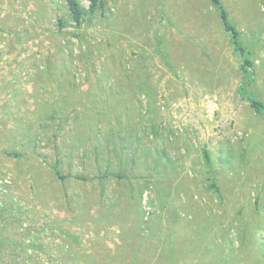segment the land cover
Segmentation results:
<instances>
[{"label":"rangeland","instance_id":"374dc122","mask_svg":"<svg viewBox=\"0 0 264 264\" xmlns=\"http://www.w3.org/2000/svg\"><path fill=\"white\" fill-rule=\"evenodd\" d=\"M77 1L0 0V264H264V0Z\"/></svg>","mask_w":264,"mask_h":264},{"label":"trees","instance_id":"16d2710c","mask_svg":"<svg viewBox=\"0 0 264 264\" xmlns=\"http://www.w3.org/2000/svg\"><path fill=\"white\" fill-rule=\"evenodd\" d=\"M95 1L96 0H92V4H95ZM211 2L218 9L221 21L224 25V28L230 33L231 42L234 45L235 50L240 51V54H242L243 49L240 46L239 39H238L239 33L235 29V27L230 24L226 10L222 6L220 0H211ZM67 3H68V7L72 15V18L74 19L75 22L78 23L81 20V17L83 15V12H84L83 8L81 7V5L79 4L77 0H67ZM244 61L247 62L248 60L244 58ZM243 96L250 102L251 106H253L257 112L264 114V103L263 102L255 98L245 96L244 94ZM204 156H205L206 161H209V154L206 150L204 151Z\"/></svg>","mask_w":264,"mask_h":264}]
</instances>
